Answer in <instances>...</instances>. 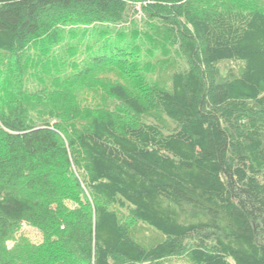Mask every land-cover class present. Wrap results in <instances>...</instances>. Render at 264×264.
<instances>
[{
  "label": "trees",
  "instance_id": "trees-1",
  "mask_svg": "<svg viewBox=\"0 0 264 264\" xmlns=\"http://www.w3.org/2000/svg\"><path fill=\"white\" fill-rule=\"evenodd\" d=\"M158 40L184 62L170 86L109 83L113 110L69 131L76 89ZM228 61L242 68L224 78ZM65 190L77 208L55 204ZM22 223L54 264H264V1L0 0V264H18ZM132 225L162 237L145 246Z\"/></svg>",
  "mask_w": 264,
  "mask_h": 264
},
{
  "label": "rangeland",
  "instance_id": "rangeland-1",
  "mask_svg": "<svg viewBox=\"0 0 264 264\" xmlns=\"http://www.w3.org/2000/svg\"><path fill=\"white\" fill-rule=\"evenodd\" d=\"M256 1L262 3L264 0ZM229 3L232 2L229 1ZM133 11H135L136 13L132 14ZM133 11L131 10L130 17L133 19V21L137 20V23L139 24L141 20L143 21L144 17L143 13L141 12V8L136 4ZM63 27L65 33L69 34L67 33V31H70V27ZM149 28L152 27L150 26ZM93 39L92 42L96 41V47H99L101 44L100 40ZM67 45L68 43L63 42L60 44V46L50 49L49 52L50 54L52 52H61L60 49L67 47ZM147 46H149V50H153V47H156L155 50L157 51H154L151 58L145 57L147 60L145 58H142L143 54L139 55V53L142 52L138 51V54H136L137 59H135L138 65L137 67L135 66V68H131L129 64L127 66L122 62L116 61L115 58L114 61L110 62V64H112L111 66L103 65V67H99L100 70L98 69L99 71L96 74L97 79L93 80L91 86L88 89H76V91L74 92V96L77 100L74 103L79 106L81 113L79 114V117H76L75 120H72L73 122L67 123L66 127L69 131H75L76 129L87 125L94 116H99L103 112L113 110L114 106L117 105V101L115 100V98L110 96L107 91L109 83L123 84L128 90L132 91V93L135 94H137V92L140 93L139 91L141 90L140 88H142V81H146L145 83H148L149 85H156L161 88L170 86L172 73L184 66V62L181 59L177 47L170 44L168 45V47H161V40H158L153 44L150 43L148 45H144V47ZM33 52H35V50ZM41 60L44 61L46 59L41 58ZM36 61L39 60L35 59L34 62ZM179 61H181V63ZM44 68L48 69V66H45ZM241 68L242 63L234 61L222 62L218 65L220 75L224 78L231 75H237L241 71ZM49 83L55 84L53 86H55L56 88L57 85L60 84L53 73L50 75ZM144 88L145 87H143V89ZM28 102L29 108L35 110L34 112L43 110V104L41 102L39 103V101H34V98L33 100H29ZM45 103L48 107H50L47 101H45ZM69 119L67 118V120ZM58 171V176L55 175L50 178L52 184L62 185L63 183H67L69 178L66 177L64 173H62V170ZM68 193L69 191H63L61 195L65 196V198L59 197L55 199V204L58 207L61 205L63 209L73 210L77 208L79 203L76 199L68 196ZM55 204L52 205L54 208H56ZM121 217H123L122 214ZM130 230L132 231L134 237L137 240L141 241V243L145 246H151L152 244L158 242L162 237V235L158 232H154L143 226L141 227L140 225H132V227L130 226ZM49 238L50 237L47 238L42 233L38 226H32L27 223H22L19 226V230L13 232L11 238L6 241V248L8 250L14 249V253L11 254H13L12 256H14L13 258L15 262H17L18 264H42L45 261V258L51 255L50 252L53 250L52 249L50 251L49 248H45V246H47L46 244L41 250V247L45 243L46 239ZM51 256L53 260L51 264H54V262H57L58 258L53 255ZM169 263L189 264L183 259H171Z\"/></svg>",
  "mask_w": 264,
  "mask_h": 264
}]
</instances>
